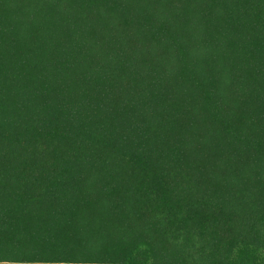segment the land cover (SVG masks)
Listing matches in <instances>:
<instances>
[{
    "label": "trees",
    "instance_id": "obj_1",
    "mask_svg": "<svg viewBox=\"0 0 264 264\" xmlns=\"http://www.w3.org/2000/svg\"><path fill=\"white\" fill-rule=\"evenodd\" d=\"M0 264H264V0H0Z\"/></svg>",
    "mask_w": 264,
    "mask_h": 264
}]
</instances>
